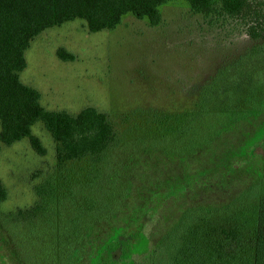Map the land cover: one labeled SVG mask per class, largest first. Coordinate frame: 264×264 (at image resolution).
I'll return each mask as SVG.
<instances>
[{
    "label": "rangeland",
    "instance_id": "1",
    "mask_svg": "<svg viewBox=\"0 0 264 264\" xmlns=\"http://www.w3.org/2000/svg\"><path fill=\"white\" fill-rule=\"evenodd\" d=\"M252 2V19L220 13L206 17L175 0L160 8L158 25L129 14L114 30L91 33L75 20L32 42L21 80L39 90L42 106L72 114L95 107L109 115L119 142L94 168L59 164L55 142L40 122L33 134L47 149L45 155L37 154L28 139L3 147L0 179L9 197L0 205V219L18 209H42L32 222L3 225L0 220V264H57L59 243L73 232L83 246L97 251L117 227L140 224L145 236L136 249L145 252L183 206L229 199L230 189L218 186V179L238 191L248 173L262 176L261 156L240 157L264 150V117H247L242 126L233 124L240 116L230 111L198 113L206 107L222 110L225 91L242 92L253 79L249 68L264 70V54L248 58L250 50L264 45V0ZM252 28L258 36H251ZM60 50L75 60H62ZM225 67L229 71L219 73ZM209 86L213 89L205 93ZM222 127L228 131L216 139ZM229 155H235V177L223 171L220 178L199 179L216 164L212 160ZM188 173L197 176V186L207 188H188L180 200L170 196L163 184L192 183ZM93 184H98L95 191L87 194ZM45 185L47 195L42 194ZM255 211L253 206L246 217L252 219ZM102 230L109 232L100 237Z\"/></svg>",
    "mask_w": 264,
    "mask_h": 264
},
{
    "label": "trees",
    "instance_id": "2",
    "mask_svg": "<svg viewBox=\"0 0 264 264\" xmlns=\"http://www.w3.org/2000/svg\"><path fill=\"white\" fill-rule=\"evenodd\" d=\"M171 1L175 0H0V153L4 146L28 139L37 154L45 155L47 149L41 139L33 134V126L40 122L55 142V157L59 164L88 163L93 168L98 165L119 142L109 115L95 107L83 108L77 114L44 108L39 90L21 80V73L27 67L26 51L44 31L75 20L83 21L91 33L114 30L129 14L158 25L162 19L160 8ZM184 1L193 12L206 17L220 13L252 19L256 12L252 0ZM249 32L253 37L258 36L253 28ZM262 54L264 45L250 50L248 58ZM58 56L65 61L75 60L74 54L64 50H60ZM249 70L253 79L247 82L242 92L237 89L226 90L225 98L228 100L222 110L206 107L198 113L205 117L215 111H230L240 116L233 124L242 126L243 119L247 117L255 115L258 120L263 118L264 70L253 67ZM228 71L229 68L225 67L219 73ZM212 89L209 86L205 93ZM225 131H228L227 128L222 127L216 133V139ZM251 155L262 157L260 163L264 171V150L258 149L256 153L250 150L240 158L250 161ZM234 159L235 155H229L227 159L212 160L210 163L216 164L208 171L202 170L203 175L199 179L203 180L205 175L211 174L220 178L223 171L225 174L229 171L234 176V173H238L233 166ZM262 173L258 177L248 173L247 177L250 178L243 179V188L238 191H232L229 181L218 179V186L230 189V198L183 206L172 225L158 235L155 244L145 252L136 249L145 236L143 224L133 229L117 227L108 239H103L106 242L97 251L89 244L83 246L79 234L73 232L69 240L59 243L56 263L63 264L69 260L71 264H264ZM189 175L193 176L192 183L174 180L170 184H163V188L178 200L188 188H207L197 186V176ZM97 185L93 184L92 191L87 194L94 192ZM47 186L41 187L45 190L42 194L50 193ZM8 197V190L0 179V205ZM253 206L256 208L254 217L248 219L246 213ZM41 209V206H34L3 213L0 220H3V225L10 221L32 222ZM120 223L118 226H122ZM108 232L102 230L100 237Z\"/></svg>",
    "mask_w": 264,
    "mask_h": 264
}]
</instances>
